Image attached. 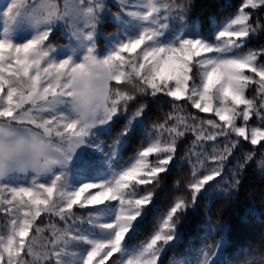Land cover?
<instances>
[{
  "label": "snow or ice",
  "instance_id": "obj_1",
  "mask_svg": "<svg viewBox=\"0 0 264 264\" xmlns=\"http://www.w3.org/2000/svg\"><path fill=\"white\" fill-rule=\"evenodd\" d=\"M128 6L126 0H120L121 11L116 14L139 20L143 25L140 34L121 41L106 55H101L94 43H88L79 62L71 57L57 61L49 40L52 27L20 45L9 39L0 40V215L6 220L0 233V264H117V254L127 246L130 233L142 226L151 211L154 188L143 186L159 185L160 174L166 173L174 160L178 139L187 132L195 133V143L224 138L221 149L213 145L211 156L204 154L213 166L202 175L193 171L194 179L188 185L190 197L178 198L150 239L141 246L134 245L131 250L137 254L124 261V264H164L161 257L181 242L180 217L189 210L196 211L205 186L216 181L215 187L219 188L223 180L228 186L219 191L225 196L238 189L236 176L244 163H238L231 181L224 180V164L241 144V138L251 145H260L264 152L261 144L264 141V46L245 50L250 38L264 32L261 19L264 0H244L238 14L214 40L194 38L199 36L194 27L181 34L180 30L188 27L190 0H135L132 4L135 10L125 12ZM106 8L104 0H14L7 15L12 20L23 13L38 29L63 20L73 35L93 42L96 25ZM253 10L259 14L255 20ZM170 22L179 28L169 32ZM86 61L102 62L117 71L109 82L111 98L103 116L82 126L69 106L59 103L58 98L71 96L73 78L86 67ZM137 95L170 97L173 111L183 110L184 106L177 102L186 100L218 120L193 116L189 124L187 117L170 114L174 124L167 129V142L155 139L111 185L85 183L78 189H70L66 175L57 171L58 167L71 158L70 154L93 127L107 124L126 112ZM143 114L144 108H138L133 118ZM156 127L163 130L165 125ZM127 131L126 126L122 135H127ZM38 137L46 138L53 146L60 156L59 166L45 171L39 166L17 165L8 167L5 174V157L18 155L26 146L34 145ZM255 151L244 156V161H251ZM153 154L156 159L150 161ZM205 160L199 163L203 166ZM260 164L264 166V160ZM17 174L25 177L30 174L29 184L11 183ZM93 189L97 190L95 194L90 192ZM109 201L120 204L114 221L99 223L98 218L89 215L86 222L91 228L110 230L112 235L92 239L88 229L76 226L83 218L73 209L100 206ZM42 215L50 218L45 227L36 224ZM53 217L63 222V227L52 223ZM45 232L50 235L46 237ZM225 243L221 237L214 246L201 249L203 258L196 264H214L210 255L222 251ZM81 244L90 247L81 253ZM171 264H188V261L173 259Z\"/></svg>",
  "mask_w": 264,
  "mask_h": 264
},
{
  "label": "trees",
  "instance_id": "obj_2",
  "mask_svg": "<svg viewBox=\"0 0 264 264\" xmlns=\"http://www.w3.org/2000/svg\"><path fill=\"white\" fill-rule=\"evenodd\" d=\"M243 3L244 0H190L188 27L184 30L187 32L194 27L199 33V36L194 38L212 37L214 40L215 35L224 25L237 15ZM111 9L116 10L117 7H111ZM253 12L256 13V10ZM257 15L259 14L256 13L253 16V20L257 18ZM261 19L264 21V16ZM104 24L103 30L107 35H113L119 30V26L113 22L106 21ZM3 25H0V31L4 29ZM177 28H179L178 24L170 22L169 32H174ZM169 32H166L168 38H170ZM180 32L184 33L183 29ZM57 36L58 33L49 37L53 47L64 45L61 37L55 39ZM261 46H264V32H258L250 38L245 45V50L249 48L256 50ZM171 99L170 97L158 99L150 95H137L136 100L130 102L126 112L113 118L109 131L96 134L91 142L99 141L97 143L102 145L106 156L111 157L110 164L128 167L135 162L138 153L155 139L159 138L167 142L169 139L167 129L174 124V121L169 118L170 114L187 117L186 122L189 124L193 116L218 120V117H214L212 113H202L195 109L191 102L186 100L177 102L184 106L183 110L173 111ZM141 107L144 108V114L133 118V114ZM158 125H165V127L160 130L156 127ZM126 126L127 135H122ZM181 130H183L182 127ZM194 141L195 133L192 132H187L183 138L178 139L174 160L169 165L168 171L160 174L159 185L143 186L149 189L154 188L153 204L149 205L151 211L147 213L142 226L135 233H130L131 239L127 241V246L117 254V264H123L125 257L130 255V252H135L131 250L134 245L141 246L150 239L178 198L190 197L188 185L194 179L193 171L196 170L202 175L210 169L213 162L210 159L205 160L204 154L211 156L213 145L219 150L225 142L224 138L198 143ZM261 144H264V141ZM90 146L91 144H88L89 152L92 153ZM253 150H256L253 159L245 162L244 156ZM155 159L156 154L149 157L150 161ZM200 160H205L203 166L199 163ZM261 160H264V152L260 150V145H251L250 142L241 138V144L224 164V180L231 181L232 173L236 172L238 163H244V168L236 176L239 180L238 189L231 190L230 194L225 196L219 191L220 188L228 186L223 180L219 188L215 187L216 181L205 186L201 198L197 200L196 211L189 210L186 215L180 217L181 242L175 249L167 251L161 257L164 264H171L173 259L196 264L203 258L200 250L214 246L221 237L226 243L218 257L213 260L214 264H248V261H252V264H261V261H264V166L260 164ZM66 179H68V173ZM220 179L217 178V180ZM107 204L113 205L111 202ZM73 211L78 217L84 219V224L78 227L86 228V220L93 214L94 207L80 209L76 206ZM49 219L46 215H42L36 224L45 227ZM51 222L58 227H63V222L58 218H51ZM5 223V217L0 215V233L3 232ZM97 230L96 233L92 232L98 237L108 233V231L103 233L104 229L101 228ZM44 235L47 237L50 233L45 232ZM111 235L112 232L109 231L107 238ZM87 250L84 244L80 245L81 253ZM212 258L213 255H210L209 259Z\"/></svg>",
  "mask_w": 264,
  "mask_h": 264
},
{
  "label": "rangeland",
  "instance_id": "obj_3",
  "mask_svg": "<svg viewBox=\"0 0 264 264\" xmlns=\"http://www.w3.org/2000/svg\"><path fill=\"white\" fill-rule=\"evenodd\" d=\"M13 2L14 0H0V25L4 24V29L0 31V40L9 39L15 44L20 45L33 39L39 31L46 30L48 27H52V35L58 33V36L55 39L61 37L64 41V45H61L60 47H53L55 51L52 53V56L57 61H62L71 57L79 62L86 53L88 43H94L97 51L101 55H106L109 51L114 50L121 41H126L129 37L138 36L143 26L141 22L135 18L127 16L126 14H116L117 12L121 11L120 0H104L107 8L101 14L99 23L96 25L94 41L88 42L82 37L73 35L72 31L70 30V26L66 21L63 20L57 21L54 25H41L39 29L23 13L16 16L15 19L10 20L9 16L7 15V10L13 4ZM134 2L135 0H126V3L129 6L125 8L124 11L126 12L129 10H135L132 7ZM111 7H117V9L113 10ZM106 21L113 22L119 26V30L113 33V35H107L103 30L105 25L104 23ZM183 32H185L184 29ZM169 39H171V36ZM64 110L67 111V109ZM111 123L112 121L107 124H97L95 127H93L89 131V134L83 138V142L80 143L78 147H76L75 151L70 154L71 158L63 166L58 167L57 171L63 172L65 175L68 173L67 185L70 189H78L85 183L111 185V183L120 174H122L134 164L133 162L128 167L110 164L111 157L106 156L102 145L97 143L99 141L94 143L91 142L92 138H95L96 134L108 132L111 128ZM88 144H91L90 148L92 149V153L89 152L90 149H88ZM29 178L30 174L28 177L18 176L11 179L10 182L13 184H22L27 186L30 182ZM47 178L50 179L51 177L49 176ZM96 191V189L90 190L92 194H95ZM109 202H111L113 205L109 206L107 203H105L100 206H89L91 208L94 207V211L91 216L93 218H98L99 223L112 222L119 214V202ZM83 221L84 219L81 220L76 226L78 227L81 224L83 225ZM85 224L87 227L84 229H88V235L90 238L103 239L108 237L110 230L104 229L103 233H106V231H108V233L105 235L102 234V236L98 237L95 235V233L98 231L97 229L99 227L94 226L91 228V225L87 224V222ZM84 229L82 228V230ZM92 231H95V233ZM85 246L87 248L90 247V245ZM220 252L221 251L216 252V254L213 255L211 261L218 257ZM136 254L137 253L135 252H130V255L126 256L124 261Z\"/></svg>",
  "mask_w": 264,
  "mask_h": 264
},
{
  "label": "clouds",
  "instance_id": "obj_4",
  "mask_svg": "<svg viewBox=\"0 0 264 264\" xmlns=\"http://www.w3.org/2000/svg\"><path fill=\"white\" fill-rule=\"evenodd\" d=\"M86 67L73 78L69 97H59L61 104H67L74 119L82 126L99 120L105 106L111 98L109 82L117 71L115 67L102 62L86 61ZM60 156L53 151V146L46 138L38 137L34 145L26 146L18 155L5 157V174L8 167L17 165L39 166L42 170L52 171L60 164Z\"/></svg>",
  "mask_w": 264,
  "mask_h": 264
},
{
  "label": "crops",
  "instance_id": "obj_5",
  "mask_svg": "<svg viewBox=\"0 0 264 264\" xmlns=\"http://www.w3.org/2000/svg\"><path fill=\"white\" fill-rule=\"evenodd\" d=\"M18 176H21V175L17 174L16 176L12 177V179L15 178V177H18Z\"/></svg>",
  "mask_w": 264,
  "mask_h": 264
}]
</instances>
